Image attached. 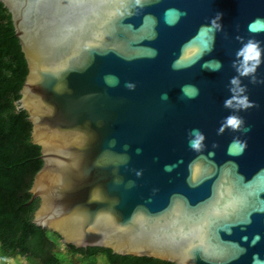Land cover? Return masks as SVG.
<instances>
[{
  "label": "water",
  "instance_id": "obj_1",
  "mask_svg": "<svg viewBox=\"0 0 264 264\" xmlns=\"http://www.w3.org/2000/svg\"><path fill=\"white\" fill-rule=\"evenodd\" d=\"M0 2L27 64L35 225L77 248L264 264V0ZM248 41L261 63L241 75Z\"/></svg>",
  "mask_w": 264,
  "mask_h": 264
},
{
  "label": "trees",
  "instance_id": "obj_2",
  "mask_svg": "<svg viewBox=\"0 0 264 264\" xmlns=\"http://www.w3.org/2000/svg\"><path fill=\"white\" fill-rule=\"evenodd\" d=\"M27 64L10 14L0 2V264L21 256L25 264H173L152 257L120 255L109 248H77L32 222L39 199L29 189L42 165L31 140L27 113L17 107ZM62 244L60 246L59 244Z\"/></svg>",
  "mask_w": 264,
  "mask_h": 264
},
{
  "label": "clouds",
  "instance_id": "obj_3",
  "mask_svg": "<svg viewBox=\"0 0 264 264\" xmlns=\"http://www.w3.org/2000/svg\"><path fill=\"white\" fill-rule=\"evenodd\" d=\"M260 55H261V50L258 48V43H253L252 41H248L247 44H245L242 48H240L237 53L236 57L241 60L242 66H243V71L240 73L241 75H246L247 73L254 71L255 67L258 66L261 61H260ZM249 61H255V64L252 66H247ZM234 66H235V61H234ZM239 71V69H238ZM232 83H236L235 80L232 81ZM240 103H244L243 100L240 101ZM230 121H235L236 126L239 121H237L235 118H229L228 119V124H230ZM232 125V124H230ZM197 135H199L197 133ZM203 137H200L202 139ZM197 144L199 141L196 142ZM195 146V145H193Z\"/></svg>",
  "mask_w": 264,
  "mask_h": 264
},
{
  "label": "rangeland",
  "instance_id": "obj_4",
  "mask_svg": "<svg viewBox=\"0 0 264 264\" xmlns=\"http://www.w3.org/2000/svg\"><path fill=\"white\" fill-rule=\"evenodd\" d=\"M59 245L62 246L61 243ZM98 258H100V264H108L107 262L105 263L102 255L98 256ZM5 264H25V259L21 256H16L15 258L6 260Z\"/></svg>",
  "mask_w": 264,
  "mask_h": 264
},
{
  "label": "snow or ice",
  "instance_id": "obj_5",
  "mask_svg": "<svg viewBox=\"0 0 264 264\" xmlns=\"http://www.w3.org/2000/svg\"><path fill=\"white\" fill-rule=\"evenodd\" d=\"M229 123L232 124V125H235L236 122L235 121H230Z\"/></svg>",
  "mask_w": 264,
  "mask_h": 264
}]
</instances>
